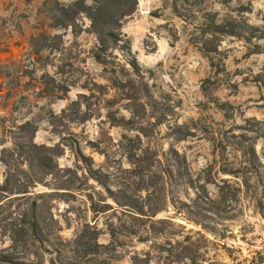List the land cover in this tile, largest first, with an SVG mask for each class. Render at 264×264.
Listing matches in <instances>:
<instances>
[{"label":"rangeland","instance_id":"rangeland-1","mask_svg":"<svg viewBox=\"0 0 264 264\" xmlns=\"http://www.w3.org/2000/svg\"><path fill=\"white\" fill-rule=\"evenodd\" d=\"M44 1L0 0V152L12 144L10 128L26 121L38 124L37 144L60 152L54 162L65 172L37 188L59 192L46 200L44 216L64 239L86 236L46 258L60 264L84 255L96 231L109 248L87 255V264H133L141 253L149 264H264V138L256 143L258 177L245 174L250 157L230 138L247 119L264 122V85L254 82L264 53H252L257 41L222 37L212 66L197 28L201 8L262 28L264 0H204L201 7L139 0L107 68L93 57L97 39L85 15L81 34L56 31L65 48L43 51L34 65L31 37L49 24L40 16ZM42 81L46 90L61 86L60 98L39 94ZM173 148L184 162H171L170 181L164 154ZM4 171L0 162V182ZM257 180L263 186L255 192ZM56 184L64 185L55 191ZM114 197L143 210L141 226ZM9 243L0 237V247Z\"/></svg>","mask_w":264,"mask_h":264},{"label":"trees","instance_id":"trees-1","mask_svg":"<svg viewBox=\"0 0 264 264\" xmlns=\"http://www.w3.org/2000/svg\"><path fill=\"white\" fill-rule=\"evenodd\" d=\"M91 1V3H89ZM139 0H75L70 4H64L59 0H45L40 10V16L44 20H48L47 26H42L40 32L33 35L30 44L33 50L34 65L39 63V57L45 50L49 52H60L65 48L64 36L56 31L60 29L71 28L75 35L82 32L79 25L80 17L87 16L91 21L92 32L96 35L97 45L94 48L93 57L99 64L107 68L111 63V45L117 44L122 34V24L124 20L132 16L138 7ZM188 6H199L204 0H187ZM192 2V3H189ZM186 12L192 11L185 8ZM175 12L180 17H184L178 6H175ZM202 22L197 25L201 34V48L204 54L209 58L214 66V61L219 53L220 42L222 37H234L244 39L246 42L253 43L250 46L252 53H264V47L260 41H264V27L260 28L250 24L239 16L228 14L219 19L217 12L205 9L199 10ZM252 47V48H251ZM38 59V60H37ZM45 81V80H44ZM254 82L264 85V69L259 72ZM29 84V82H27ZM47 81L40 82V86L36 88L39 94L46 97L60 98L61 86L48 87ZM58 89V90H57ZM46 90V91H45ZM3 91V89H0ZM57 91V92H56ZM248 126L242 127L244 130L237 135L231 133L230 138L235 141L232 145L245 147L246 153L249 155L248 162L250 167L246 168L245 174L256 175L258 177V165L256 162L260 159L257 155L256 143L260 138H264V122L256 118L247 119ZM38 124L26 121L20 125L10 128L12 144L10 147H3L0 152V162L4 165L5 171L3 181L0 182V237L3 240L10 241L7 247H0V264H56L53 258H46L47 253L53 251L62 255L63 248L72 242L79 243L83 235L70 241L62 238L59 234L62 230L58 228L57 233L51 230L50 224L44 216L46 200L53 198V193L59 192H40V185L49 187V178L57 179L61 168L56 166L54 158L60 155L56 148L37 144L35 141ZM253 134L254 136H250ZM167 161L166 178L172 180L174 171L171 162H184V157L176 149L164 154ZM251 156L253 158H251ZM176 170H179L176 167ZM66 171L70 172V169ZM65 172V171H63ZM89 173L95 178L96 170L89 168ZM98 180V178H96ZM99 181V180H98ZM169 184V181H166ZM58 185L55 191L62 189L64 184ZM256 189L263 186L261 181L257 180L255 185H251ZM114 201L120 206H129L133 210L131 215L137 221L134 226H141L142 220L145 219L141 208H136L133 204H121L114 197ZM16 202V203H15ZM42 204L44 205H41ZM260 208L262 201L257 200ZM108 205V204H107ZM154 216V215H151ZM149 219V218H148ZM141 222V223H139ZM99 233L93 232L91 242H84L85 254L79 255L72 259L66 258L60 260V264H87L89 259H85L90 254H101V249L109 248L107 245L99 244ZM2 241V240H1ZM55 241V242H52ZM4 244V242H3ZM95 246L94 248H90ZM67 249V248H66ZM64 249V251H66ZM101 250V252H100ZM149 253L136 254L132 257L133 264H149ZM88 257V256H87ZM149 260V262H148ZM95 264H111L107 259L97 258Z\"/></svg>","mask_w":264,"mask_h":264}]
</instances>
